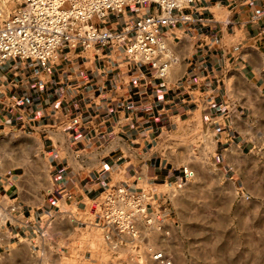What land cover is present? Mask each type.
Wrapping results in <instances>:
<instances>
[{"label":"crops","instance_id":"0c3cea01","mask_svg":"<svg viewBox=\"0 0 264 264\" xmlns=\"http://www.w3.org/2000/svg\"><path fill=\"white\" fill-rule=\"evenodd\" d=\"M20 5L6 0L4 15ZM140 8L101 24L119 30L158 9ZM262 11L264 0H195L189 20L162 28L176 58L163 77L115 45L65 43L45 65L0 63V199L15 207L3 210L0 264H115L129 236L106 241L96 225L106 193L166 195L168 215L193 143L222 170L231 149L250 150L264 98Z\"/></svg>","mask_w":264,"mask_h":264},{"label":"rangeland","instance_id":"374dc122","mask_svg":"<svg viewBox=\"0 0 264 264\" xmlns=\"http://www.w3.org/2000/svg\"><path fill=\"white\" fill-rule=\"evenodd\" d=\"M255 121L253 147L231 149L223 170L193 143L191 168L171 189V213L139 223L115 264H264V98ZM4 221L0 210V236Z\"/></svg>","mask_w":264,"mask_h":264},{"label":"built area","instance_id":"2783aa9c","mask_svg":"<svg viewBox=\"0 0 264 264\" xmlns=\"http://www.w3.org/2000/svg\"><path fill=\"white\" fill-rule=\"evenodd\" d=\"M5 1L0 0V63L19 57L35 58L45 65L55 59L65 43L83 48L115 45L123 46L129 58L150 64L163 77L176 58L161 35L162 28L178 20H189L183 10L195 0H18L21 5L7 16ZM146 2L156 4L158 9L124 22L119 30L101 24L109 12L123 13L128 6L138 11ZM175 10L180 13L174 14ZM263 15L264 11L257 17ZM166 202V195L119 186L101 198L96 225L106 241L120 234L136 237L139 223L153 225L161 221V204ZM14 208H3L0 199L2 212ZM39 233L44 235V230ZM154 257L162 259V254L158 252Z\"/></svg>","mask_w":264,"mask_h":264}]
</instances>
